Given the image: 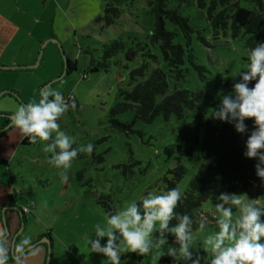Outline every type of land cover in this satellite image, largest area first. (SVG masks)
I'll list each match as a JSON object with an SVG mask.
<instances>
[{
    "label": "rangeland",
    "instance_id": "rangeland-1",
    "mask_svg": "<svg viewBox=\"0 0 264 264\" xmlns=\"http://www.w3.org/2000/svg\"><path fill=\"white\" fill-rule=\"evenodd\" d=\"M108 3L119 9L112 24L97 20ZM155 4L167 9L176 8L180 14L189 17L193 28L191 45L185 47L180 73L169 67L161 54V41L152 39ZM209 4L210 0H205V7L201 8L198 0H29V14L0 17V42L6 44L14 39L10 53L14 58L7 60V65L0 64V129L6 127L0 136V216L4 220V209L17 210L31 200L34 202V213L26 215V229L24 226V230L20 229L15 236L16 239L23 232L24 237H31L33 245L37 246L36 254L29 258L42 259V248L47 246L48 249L49 243L38 239L51 233L52 238L56 237L50 251L52 259L58 255L56 264L62 259V264H68V261L73 264V260L74 264H106L107 258L91 253L85 239L88 236L94 239L95 225L106 223V210L99 203L102 194L110 196L115 210L124 207L125 202L139 201L149 191L162 194L168 191L171 170L182 162L187 172L177 187L183 196L201 158L198 147L193 157L178 150L177 127L192 120L197 111L204 112L216 124L221 122L213 117V110L218 109L222 96L233 93L232 86L240 79L238 73L247 70L251 47L256 41H264V18L256 20L247 30L242 28L237 36L231 33L230 19L226 29L214 32L207 19ZM15 6L12 0H0V10H15ZM236 6L255 8L262 13L255 4L243 0L217 2L212 13L216 15L223 11L227 17ZM55 13L53 31L51 19ZM166 28L174 32L175 43L185 46L187 38L176 25L166 20ZM114 40H121L124 48L108 70L89 71L85 50L91 48L98 57L104 45ZM14 45H17L16 50ZM136 47L139 50L136 58L128 60L127 51ZM65 56L79 61L78 70L69 76L63 74ZM139 64H145L148 73L154 68H162L169 83L168 93L185 88L191 92L204 91L208 97L200 100L193 111L187 110L182 119L171 116L165 120L160 115L152 122H133L134 110L113 114V109L123 100L120 92L133 87L128 83L129 69ZM84 71L88 72L86 79L81 77ZM49 84L64 96L73 93L79 104L60 118L61 130L76 138V147L94 145V154L82 152L85 157L72 161L70 169H57L48 163L51 153L43 151L48 142L22 145L19 131L8 129V118L17 106L38 102L40 89ZM254 84L255 81L250 82L249 87ZM113 119L130 124V127L118 128ZM253 122L251 119L245 121L248 132L239 133L243 141L247 140ZM95 155L101 156L102 160H96ZM61 172L68 176L66 183L61 179ZM78 173L83 177L80 180ZM236 195L245 200L256 199L264 207L262 183L255 182ZM217 203L219 201L212 198L194 212L195 221L201 216H206L209 221L202 232L197 230L196 223L192 226L194 251L200 252L203 239L219 230ZM233 215L234 218L238 215L235 208ZM0 226L6 227L4 221H0ZM105 243L106 238L101 240L102 245ZM172 244L173 241L168 240L164 251L170 245L179 247ZM70 249L75 257L70 255L66 260ZM129 254L132 255L121 260V264H165L160 262V250L157 249L145 256ZM203 257L209 261L208 255ZM51 262L50 258L46 264ZM168 264L184 262L177 256Z\"/></svg>",
    "mask_w": 264,
    "mask_h": 264
},
{
    "label": "clouds",
    "instance_id": "clouds-1",
    "mask_svg": "<svg viewBox=\"0 0 264 264\" xmlns=\"http://www.w3.org/2000/svg\"><path fill=\"white\" fill-rule=\"evenodd\" d=\"M248 61L247 70L238 73L240 79L232 86L234 94L222 96L218 109L213 110V117L233 123L241 134L248 132L245 121H254L244 156L257 161L256 175L264 186V41H256L251 47ZM252 81L255 84L249 87ZM39 96L38 102L20 103L8 118V127L17 129L21 138H27L30 144L48 142L43 147L44 152L51 153L48 163L57 169H70L79 153L90 155L94 150L92 143L73 147L76 138L67 135L58 123L69 109H76L75 97L66 100L51 84L40 89ZM61 179L66 183L68 176L61 172ZM181 199L178 187L162 194L153 190L142 195L139 201H128L124 207L106 212V223L95 225V238H85L90 252L102 254L107 258L106 264H120L122 254L145 256L153 249L160 250L162 257L179 256L184 264H201L202 261L203 264H264V207L256 199L245 200L241 195L224 192L216 197L219 230L202 241L204 252L212 256L210 261L193 250L194 221L188 214L176 212ZM234 208L238 212L235 218ZM195 223L197 230L202 232L209 221L206 216H201ZM169 235L175 238L172 245L179 247L170 245L164 251ZM104 238L106 243L102 245ZM36 248L31 237L16 242L10 238L8 229L0 226V264H8L10 258L14 264H25L28 255L36 254Z\"/></svg>",
    "mask_w": 264,
    "mask_h": 264
},
{
    "label": "trees",
    "instance_id": "trees-1",
    "mask_svg": "<svg viewBox=\"0 0 264 264\" xmlns=\"http://www.w3.org/2000/svg\"><path fill=\"white\" fill-rule=\"evenodd\" d=\"M225 0H210L207 8V19L211 21V27L214 32L219 29H226L229 25L233 36H237L242 28L248 29L256 20L264 18V0H243L250 4H255L260 8L261 14L255 8L244 6H236V9L225 17L223 11H219L213 15V10L217 2L224 3ZM199 7H205V0H198ZM156 19L154 24V32L152 39L159 40L160 51L169 67H172L180 73V65L183 64L186 49L191 45V33L193 28L190 25L188 16L180 14L176 8H164L163 5L155 4L154 7ZM119 14V9L111 7L108 3L104 8V14L97 17L98 21L104 20L108 24L114 22V18ZM166 20L176 25L183 35L187 38L185 46L180 42H174V32L166 28ZM124 48V43L121 40H114L110 44H105L102 54L96 56L91 48L85 50L89 57L87 64L89 71L97 72L101 69L108 70L111 62L117 54ZM137 47L129 48L126 53L128 60H134L138 54ZM150 57H156L154 54H149ZM117 63V62H116ZM79 61L77 59L65 56L63 64L64 76H69L72 72L77 71ZM88 72L81 73L82 79H86ZM128 83L133 85L131 89L120 92L123 100L113 109V114L131 109L134 110V119L144 122H152L160 115L165 120H169L171 116L177 119H182L187 110H194L197 103L203 98L208 97L204 91L191 92L188 89H175L168 93L169 83L166 72L162 68H154L149 73L145 64L132 67L128 71ZM77 107L79 106L75 98ZM114 124L118 128L128 129L130 124L119 122L113 119ZM132 122V123H133ZM10 127H8L9 129ZM254 128V122L250 125V132ZM6 127H1L0 136L3 134ZM250 134V133H249ZM177 148L180 152L186 153L188 157L195 155L196 148H199L201 163L198 166L193 178L190 181L189 187L184 192L178 207L177 213L188 214L192 217L195 225L194 212H196L203 203L216 198L220 193H234L240 190H246L255 182L262 183L257 177L255 171L256 160L248 159L244 156L246 151V141H243L239 133L235 130L232 123L219 122L214 123L206 117L202 111H197L192 120L185 122L177 127ZM22 145H32L27 138L21 140ZM73 147H76L74 144ZM94 154V152H93ZM85 157L84 153H79L73 161L80 160ZM96 160H102L101 156H94ZM187 169L182 162H179L176 167L171 170L172 178L168 179L167 190L177 188L178 182L184 177ZM78 180L82 179V174L78 173ZM99 203L106 212L115 211V206L111 203V198L107 194H102L99 198ZM21 228L26 223V214L22 212L20 207ZM5 212V211H4ZM264 219V217H262ZM0 220L4 221L8 227L6 217L4 220L0 216ZM173 224L175 221L172 222ZM49 238L48 259L52 249V238ZM174 237L169 235L168 240L174 241ZM264 242V241H262ZM132 254H127L121 257V260L127 259ZM200 256H209V261L212 259L210 253L204 252L203 249L199 252ZM133 256H137L133 254ZM140 256V255H138ZM12 260L11 258L9 261ZM174 258L170 256H161V263H172ZM122 261H120L121 264ZM203 262V261H202Z\"/></svg>",
    "mask_w": 264,
    "mask_h": 264
},
{
    "label": "crops",
    "instance_id": "crops-1",
    "mask_svg": "<svg viewBox=\"0 0 264 264\" xmlns=\"http://www.w3.org/2000/svg\"><path fill=\"white\" fill-rule=\"evenodd\" d=\"M12 1L16 5L15 6V10H0V17L11 18L13 16V14H29V0H12ZM52 1H54V0H52ZM56 15H57V13H55L54 17L51 19L52 20V24H53V31L55 30ZM27 36H29V31L27 32ZM11 39H12V41L11 42L7 41L6 44H3L2 42H0V64L7 65V60H10V59L14 58V55L10 54L12 52V49H13L12 48V43L14 42V39L13 38H11ZM16 46L17 45H14L15 50H16ZM1 68H2V66H0V69ZM34 211L35 210L32 208V213H34ZM5 217H6L7 224H8V227H6V228L8 229L10 238H14L15 239V236L19 232V230L22 229L24 226H25V229H26V226L28 225V222H26L25 225L22 228H20V216H19L18 209L17 210L12 209V210H9V211L5 212ZM26 219H27V217H26ZM23 230H24V228H23ZM47 235H49L52 238V234L51 233H47ZM37 237H35V238L37 239ZM23 238H24V234L22 232V234L21 235L19 234V236L15 240H16V242H19ZM35 238H34V240H36ZM53 238H56V237H53ZM53 238H52V245H55L56 240L55 239L53 240ZM38 241H39V239H38ZM43 246H44V244H43ZM42 249H44V254L42 256V259H32V258H29V255H28L25 258V264H46L50 258H51V261H52L51 264H56L55 259H56V257L58 255L55 254V251L53 250V252L55 254L53 259H52V255L48 259L49 254H48L47 246H44V248H42ZM69 252L70 253L67 255L66 260H68L70 255L73 258L75 257V254L72 253V249H70ZM125 255H127V254H122V256H125ZM62 262H63V259L60 260V264H62ZM8 264H14V261L10 260V261H8ZM68 264H69V261H68ZM73 264H74V260H73Z\"/></svg>",
    "mask_w": 264,
    "mask_h": 264
},
{
    "label": "built area",
    "instance_id": "built-area-1",
    "mask_svg": "<svg viewBox=\"0 0 264 264\" xmlns=\"http://www.w3.org/2000/svg\"><path fill=\"white\" fill-rule=\"evenodd\" d=\"M70 96L75 97V95L73 93L67 94L64 97L67 100ZM32 206H34V202L31 200L27 204L21 205L20 209L22 210L23 213L29 214V213H32Z\"/></svg>",
    "mask_w": 264,
    "mask_h": 264
},
{
    "label": "water",
    "instance_id": "water-1",
    "mask_svg": "<svg viewBox=\"0 0 264 264\" xmlns=\"http://www.w3.org/2000/svg\"><path fill=\"white\" fill-rule=\"evenodd\" d=\"M40 242H46V243H50L49 238L45 237L42 238L41 240H39ZM38 244V243H37Z\"/></svg>",
    "mask_w": 264,
    "mask_h": 264
},
{
    "label": "flooded vegetation",
    "instance_id": "flooded-vegetation-1",
    "mask_svg": "<svg viewBox=\"0 0 264 264\" xmlns=\"http://www.w3.org/2000/svg\"><path fill=\"white\" fill-rule=\"evenodd\" d=\"M19 211V210H18ZM21 214H20V211H19V216H20ZM20 228H21V222H20Z\"/></svg>",
    "mask_w": 264,
    "mask_h": 264
}]
</instances>
